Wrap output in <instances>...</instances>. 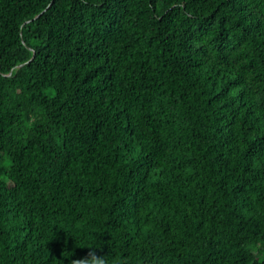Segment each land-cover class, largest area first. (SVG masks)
Wrapping results in <instances>:
<instances>
[{
    "label": "trees",
    "instance_id": "1",
    "mask_svg": "<svg viewBox=\"0 0 264 264\" xmlns=\"http://www.w3.org/2000/svg\"><path fill=\"white\" fill-rule=\"evenodd\" d=\"M264 264V0H0V264Z\"/></svg>",
    "mask_w": 264,
    "mask_h": 264
},
{
    "label": "clouds",
    "instance_id": "2",
    "mask_svg": "<svg viewBox=\"0 0 264 264\" xmlns=\"http://www.w3.org/2000/svg\"><path fill=\"white\" fill-rule=\"evenodd\" d=\"M97 264H123V262L117 257L115 259H103L97 262Z\"/></svg>",
    "mask_w": 264,
    "mask_h": 264
}]
</instances>
